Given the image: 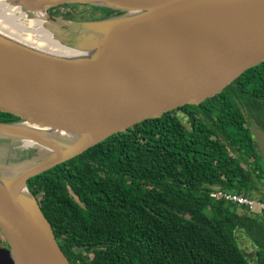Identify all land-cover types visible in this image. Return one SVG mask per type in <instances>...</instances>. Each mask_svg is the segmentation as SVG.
Listing matches in <instances>:
<instances>
[{
	"label": "water",
	"instance_id": "obj_1",
	"mask_svg": "<svg viewBox=\"0 0 264 264\" xmlns=\"http://www.w3.org/2000/svg\"><path fill=\"white\" fill-rule=\"evenodd\" d=\"M69 3L96 6L100 15L78 21L53 13ZM30 5L35 7L22 6L29 29L35 10L44 11L41 18L53 37L84 51L114 34L140 29L161 35L187 22L145 50L104 53L93 63L0 36V109L22 116L0 121V231L8 243L0 245V264H71L28 180L144 118L198 104L264 62V0H30ZM28 126L42 129L31 146L24 144ZM251 131L264 161V129L251 121Z\"/></svg>",
	"mask_w": 264,
	"mask_h": 264
},
{
	"label": "trees",
	"instance_id": "obj_2",
	"mask_svg": "<svg viewBox=\"0 0 264 264\" xmlns=\"http://www.w3.org/2000/svg\"><path fill=\"white\" fill-rule=\"evenodd\" d=\"M90 7L94 19L97 7ZM21 118L0 109V121ZM251 121L264 129V62L198 104L130 125L28 186L71 264H253L238 231L264 264V214L210 195L224 189L264 201Z\"/></svg>",
	"mask_w": 264,
	"mask_h": 264
},
{
	"label": "bare ground",
	"instance_id": "obj_3",
	"mask_svg": "<svg viewBox=\"0 0 264 264\" xmlns=\"http://www.w3.org/2000/svg\"><path fill=\"white\" fill-rule=\"evenodd\" d=\"M30 5V0H0V36L9 42L20 45L24 48L32 49V47L38 48L45 53H51L54 56L61 57L76 62L93 63L102 54H123L128 53L133 48L144 46V50L160 38L172 33L186 25V20L182 19L177 27H172L165 33L153 34L151 31L144 33L140 29H132L124 32V35L114 34L110 37H106L103 41H99L94 48L79 50L71 48L68 45L60 43L53 37V33L47 29L44 25V21L41 17H45L44 11L34 12L36 17L32 20L31 29L24 22V17L27 14L22 6ZM45 8V5H43ZM35 7V6H31ZM132 16L137 15V11H134ZM211 21H216L210 19ZM122 39V41H121ZM85 44V43H84ZM87 46V45H86ZM30 132L27 136L30 137L24 140L25 146L33 145L32 138H40L41 128L28 126ZM16 193L23 192L15 189Z\"/></svg>",
	"mask_w": 264,
	"mask_h": 264
},
{
	"label": "rangeland",
	"instance_id": "obj_4",
	"mask_svg": "<svg viewBox=\"0 0 264 264\" xmlns=\"http://www.w3.org/2000/svg\"><path fill=\"white\" fill-rule=\"evenodd\" d=\"M75 5H76V3H73V4L69 3V4H65V6H62L61 8H59L61 15L63 14L65 17H72V18L75 17V19H77L78 21L83 20V19H91V18H87L90 16V14H88V13H89V9L91 8L90 7L91 5H88V4H77V6H75ZM94 14L96 15V17H98L100 15L96 11ZM17 145L18 144L15 143V147H14L15 151L19 150V147ZM10 150L11 149H8L7 152H10ZM7 152L4 151V154H6ZM238 238H239V244H240L242 250L244 251V253L246 254V256L249 258L250 261L252 260L253 264H257V262L255 260V257H256L255 246L252 244V242L243 233H241L239 231H238ZM1 239H2V241L0 242V245L7 247L8 243L2 234H1Z\"/></svg>",
	"mask_w": 264,
	"mask_h": 264
},
{
	"label": "built area",
	"instance_id": "obj_5",
	"mask_svg": "<svg viewBox=\"0 0 264 264\" xmlns=\"http://www.w3.org/2000/svg\"><path fill=\"white\" fill-rule=\"evenodd\" d=\"M210 195L214 199L224 200L232 202L236 206L246 207L251 212H254L256 214H264V201L256 197H251L244 194H236L224 189H215L211 192Z\"/></svg>",
	"mask_w": 264,
	"mask_h": 264
},
{
	"label": "flooded vegetation",
	"instance_id": "obj_6",
	"mask_svg": "<svg viewBox=\"0 0 264 264\" xmlns=\"http://www.w3.org/2000/svg\"><path fill=\"white\" fill-rule=\"evenodd\" d=\"M62 6H65V4L55 7V8L53 9V11H54V12H58V11H59V8H61ZM75 6H77V4H76ZM257 145H258V144H257ZM258 149H259V148H258ZM241 210H245V209H244V208H241ZM1 241H2V240H0V242H1Z\"/></svg>",
	"mask_w": 264,
	"mask_h": 264
}]
</instances>
